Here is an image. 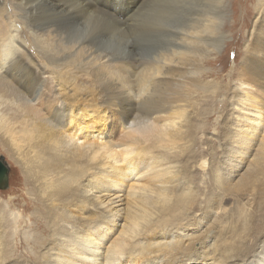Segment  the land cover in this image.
<instances>
[{
    "label": "rangeland",
    "instance_id": "rangeland-1",
    "mask_svg": "<svg viewBox=\"0 0 264 264\" xmlns=\"http://www.w3.org/2000/svg\"><path fill=\"white\" fill-rule=\"evenodd\" d=\"M104 1L101 9L109 13L113 12L109 2L122 1L125 14L117 18L126 21L130 9L144 0ZM263 8L264 0H228L222 28L228 39L219 53L202 64L211 71L193 74L189 89L179 90L188 102L186 108L151 118L145 133L124 127L136 111L130 96L135 86L117 66L99 64L84 70L73 69L74 61L61 67L44 61L45 91L35 101L23 96V87L12 76H0V90L18 96L7 100L0 95V156L10 169L8 187L0 189V264H55L56 257L73 259L66 247L74 244L77 235L87 232L98 242L109 227L104 214L85 207V192L95 186L92 178L103 175L108 178L105 184H121L124 173L146 174L159 164L166 173L161 176L165 187L158 189L162 198L156 202V214L163 223L159 226L176 231L141 241H172L168 250H175V242L190 238L197 248L212 237L213 250H225V261H248L264 241V148L260 146L264 18L257 20ZM24 31L16 39H25L29 53H39V44L26 39ZM108 37L109 50L114 43L138 46L134 34L124 39ZM140 38L147 40V36ZM30 73L34 79L36 73ZM61 101L65 105H57ZM167 103L164 95L152 104ZM248 113L263 117L257 125L260 133L249 128ZM133 140H138L133 152L119 147ZM234 162L240 164L237 172H232ZM114 172L120 177L112 180ZM148 177L142 176V182L154 186ZM139 181L136 177L128 181V188ZM120 229L108 231V243ZM154 231L150 233H160Z\"/></svg>",
    "mask_w": 264,
    "mask_h": 264
},
{
    "label": "bare ground",
    "instance_id": "bare-ground-1",
    "mask_svg": "<svg viewBox=\"0 0 264 264\" xmlns=\"http://www.w3.org/2000/svg\"><path fill=\"white\" fill-rule=\"evenodd\" d=\"M105 3L104 0H0V30H3L1 26L5 27L4 32L0 31V76H12L23 87V96L35 101L42 93L41 100L45 91L44 61L49 66L54 65L52 67L74 61L77 64L73 69L78 67L84 70L99 64L117 66L126 73L127 78L132 79L135 86L130 96L136 111L124 127L129 132L135 129L133 131L145 133L143 129L151 118L186 108L188 102L179 96V90L189 89L193 74L196 76L211 71L202 64L219 53L228 39L222 31L228 0H144L130 9V18H126V21L117 18L125 14L124 4H109V9L113 11L109 13L101 9ZM263 18L264 12L260 10L257 20ZM17 26H22V30L18 31ZM22 31H27L26 39L39 44L40 52H35L39 57L37 60L34 53H29L30 45L25 39H16ZM133 34L139 39L138 46L134 44L133 47L130 43L122 47L114 43L112 49L115 48L117 52H113L111 48L109 50V44H105L108 35L124 39ZM140 36H147V40H141ZM15 40L19 43L13 42ZM137 57L139 63L135 64ZM30 72L36 73L34 79ZM17 91L20 92L18 88ZM0 95L7 100L18 97L16 94L10 96L5 89L0 90ZM164 95L168 99L167 105L153 106L152 103L162 101ZM57 105L63 106L65 103L61 101ZM146 105L150 108H146ZM58 114L63 115L62 111ZM248 116L246 119L251 120L249 128L258 132L263 117L252 113H248ZM262 139L260 146L264 148V135ZM137 142L133 140L130 145L121 143L119 147L124 146L122 150L133 152ZM90 146L92 144L87 148ZM99 150L103 154H110L105 148ZM239 165L235 163L232 172H237ZM164 170L163 165L159 164L146 174L124 173L125 182L121 181V184H105L108 178L103 175L96 180L92 178L95 186H89L90 189L85 192V207L96 208L104 214L109 227L98 242L86 236L87 232L77 235L74 244L66 247L73 259L56 257L55 264H232L225 261V250H213L212 237L197 248L196 242L190 238L181 243L175 242L178 244L175 250H168L172 241H141L150 237L172 236L176 231L160 227L163 223L156 214V202L162 198L158 189L165 187L161 178L166 174ZM114 173L112 180L120 177V173ZM142 176H149L154 186L148 181L142 182ZM135 177L141 178V181L128 188ZM114 227L121 229L108 243V231L113 232ZM154 229L160 233H150ZM241 264H264V241L250 254L248 261Z\"/></svg>",
    "mask_w": 264,
    "mask_h": 264
},
{
    "label": "water",
    "instance_id": "water-1",
    "mask_svg": "<svg viewBox=\"0 0 264 264\" xmlns=\"http://www.w3.org/2000/svg\"><path fill=\"white\" fill-rule=\"evenodd\" d=\"M10 169L3 156H0V189H6L8 187Z\"/></svg>",
    "mask_w": 264,
    "mask_h": 264
},
{
    "label": "flooded vegetation",
    "instance_id": "flooded-vegetation-1",
    "mask_svg": "<svg viewBox=\"0 0 264 264\" xmlns=\"http://www.w3.org/2000/svg\"><path fill=\"white\" fill-rule=\"evenodd\" d=\"M108 4H112V2H109ZM121 4H122V1H121Z\"/></svg>",
    "mask_w": 264,
    "mask_h": 264
}]
</instances>
